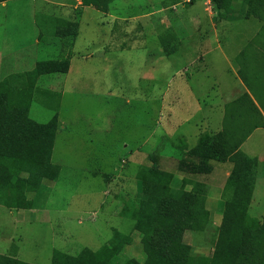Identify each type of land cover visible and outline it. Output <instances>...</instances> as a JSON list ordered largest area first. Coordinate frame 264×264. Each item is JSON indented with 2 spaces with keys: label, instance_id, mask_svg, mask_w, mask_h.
Returning <instances> with one entry per match:
<instances>
[{
  "label": "rangeland",
  "instance_id": "1",
  "mask_svg": "<svg viewBox=\"0 0 264 264\" xmlns=\"http://www.w3.org/2000/svg\"><path fill=\"white\" fill-rule=\"evenodd\" d=\"M8 2L0 4V42L9 50L0 59L2 80L12 74L25 78L48 61L60 63L61 71L68 64L69 70L20 85L33 91L34 122L58 121L52 162L60 173L44 175L53 178L42 180L50 188L44 210L16 209L21 203L35 207V194L26 189L18 198L7 192L27 202L7 199L11 206L0 197V255L53 264L58 252L78 257L85 249L98 251L119 232L132 240L119 258L143 261V236L134 220L146 198L138 172L153 165L172 175L174 185L189 179L205 185L208 225L186 232L183 241L195 254L211 257L233 165L213 162L211 172L193 176L199 160L187 153L202 135L219 132L218 110L247 93L237 58L259 37L262 23L245 17L242 0H230L227 12L213 0H115L108 9L84 7L81 0ZM162 10L166 17L159 19ZM179 109L188 114L182 121L190 125L189 139L170 131ZM242 151L257 162L247 215L263 222L264 131ZM25 170L19 178L36 182ZM248 191L234 187L232 194Z\"/></svg>",
  "mask_w": 264,
  "mask_h": 264
},
{
  "label": "trees",
  "instance_id": "2",
  "mask_svg": "<svg viewBox=\"0 0 264 264\" xmlns=\"http://www.w3.org/2000/svg\"><path fill=\"white\" fill-rule=\"evenodd\" d=\"M8 1L0 0V4ZM114 1L81 0L84 7L103 9H108ZM242 1L246 7L245 17L262 23L259 37L237 58L238 76L248 92L225 105L222 130L215 135H202L198 145L187 153L191 159L199 160L191 170L193 176L211 172L208 166L213 162L233 165L224 189V223L211 257L195 254L183 241L186 232L204 231L208 225L205 185L193 183L191 179L174 185L172 175L157 170L153 165H143L138 172V180L142 182L146 198L138 204L134 220L136 231L143 236L144 260H121L119 256H124L125 247L130 246L132 240L116 232L100 250L85 249L78 257L58 252L53 264H264V220L252 221L247 215L256 182L257 162L242 151L250 137L257 130L264 129V52L260 54V50L264 51V0ZM213 2L219 11H228L230 0ZM60 65L56 61L44 62L25 78L11 75L0 82V197L5 204L11 205L9 199L12 204L24 201L16 199L21 196L22 189L35 194V207L21 203L16 208L18 210H44L50 188L41 185L42 180L53 179L44 175L58 176L60 173V167L52 162L58 121L49 124L34 122L29 117L33 91L29 86L21 88L20 85L25 86L23 79L26 78H33L36 82L41 76L67 73L69 65L64 71L59 70ZM22 169L29 170L36 182L33 183V179L30 183L28 179L21 180ZM8 183L13 186L9 187ZM190 185L192 190H188ZM234 187H249L248 194H232ZM0 264L28 263L0 255Z\"/></svg>",
  "mask_w": 264,
  "mask_h": 264
},
{
  "label": "crops",
  "instance_id": "3",
  "mask_svg": "<svg viewBox=\"0 0 264 264\" xmlns=\"http://www.w3.org/2000/svg\"><path fill=\"white\" fill-rule=\"evenodd\" d=\"M8 4H9V2H5V3H3L2 4V6L1 7H3V6H5V7H7L8 6ZM4 8V7H3ZM164 10H162V11H159L158 12V17H159V19H161V18H165L166 17V15H164L162 12H163ZM155 16V15H154ZM156 16H157V14H156ZM140 18H146V17H140ZM168 21H169V19H168ZM257 52V51H256ZM255 52V53H256ZM8 53H9V50L7 49V44L6 43H3V42H0V59L1 58H3V57H6L7 55H8ZM258 53V52H257ZM223 58H224V55H223ZM4 61L3 62H0V78H1V74H2V69H3V66H4ZM13 75V74H12ZM241 80V79H240ZM2 81V78L0 79V82ZM242 82V81H241ZM208 83V82H207ZM242 84H243V82H242ZM243 86H244V89L246 90V92H248V89H247V87L243 84ZM205 88H207V87H205ZM180 111L178 112V113H176V115L174 116V118L172 119L173 121L171 122L172 124V126H173V128H175V129H172L171 128V132H173V131H175V133H176V135L179 133H181V134H183V135H185L188 139H189V134H190V125L187 123V122H183L182 120H184V118L185 119H188V114H187V112L186 111H184V110H182V109H179ZM224 112H225V107L222 109V111H219L218 110V112H217V119H216V127H217V129L219 130V132L222 130V123H223V118H224ZM208 113H209V110H208ZM207 124H209V118L207 117ZM164 126L162 125V119L160 120V123H159V126H158V128H157V130H159L160 132H162V128H163ZM261 131H264V129H259V130H257L251 137H250V139L251 138H253V136H255L256 134H258L259 132H261ZM249 139V140H250ZM197 140V139H196ZM198 140H199V138H198ZM190 141V140H189ZM190 143V142H189Z\"/></svg>",
  "mask_w": 264,
  "mask_h": 264
},
{
  "label": "built area",
  "instance_id": "4",
  "mask_svg": "<svg viewBox=\"0 0 264 264\" xmlns=\"http://www.w3.org/2000/svg\"><path fill=\"white\" fill-rule=\"evenodd\" d=\"M209 1V3H211L212 2V0H208Z\"/></svg>",
  "mask_w": 264,
  "mask_h": 264
}]
</instances>
